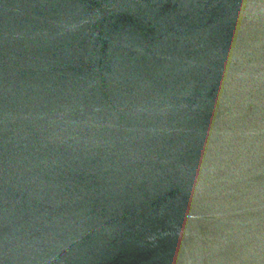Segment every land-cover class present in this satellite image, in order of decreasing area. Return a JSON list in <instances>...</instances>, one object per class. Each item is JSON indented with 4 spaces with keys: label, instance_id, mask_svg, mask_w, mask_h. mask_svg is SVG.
Masks as SVG:
<instances>
[{
    "label": "water",
    "instance_id": "obj_1",
    "mask_svg": "<svg viewBox=\"0 0 264 264\" xmlns=\"http://www.w3.org/2000/svg\"><path fill=\"white\" fill-rule=\"evenodd\" d=\"M0 264H264V0H0Z\"/></svg>",
    "mask_w": 264,
    "mask_h": 264
}]
</instances>
